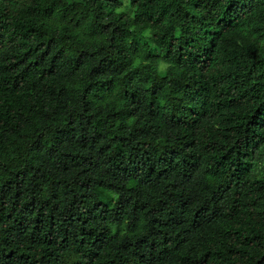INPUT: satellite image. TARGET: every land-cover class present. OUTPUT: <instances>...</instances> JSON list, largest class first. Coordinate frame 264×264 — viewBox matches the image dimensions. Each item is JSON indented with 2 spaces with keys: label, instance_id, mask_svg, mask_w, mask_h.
<instances>
[{
  "label": "trees",
  "instance_id": "16d2710c",
  "mask_svg": "<svg viewBox=\"0 0 264 264\" xmlns=\"http://www.w3.org/2000/svg\"><path fill=\"white\" fill-rule=\"evenodd\" d=\"M0 0V264H264V0Z\"/></svg>",
  "mask_w": 264,
  "mask_h": 264
},
{
  "label": "rangeland",
  "instance_id": "374dc122",
  "mask_svg": "<svg viewBox=\"0 0 264 264\" xmlns=\"http://www.w3.org/2000/svg\"><path fill=\"white\" fill-rule=\"evenodd\" d=\"M76 1V0H74ZM127 6H128V0H121V9L126 11L127 13H129V9H127ZM264 172V170H263Z\"/></svg>",
  "mask_w": 264,
  "mask_h": 264
}]
</instances>
